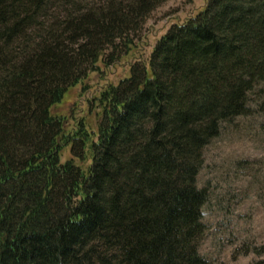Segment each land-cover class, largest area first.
<instances>
[{
  "label": "trees",
  "instance_id": "trees-1",
  "mask_svg": "<svg viewBox=\"0 0 264 264\" xmlns=\"http://www.w3.org/2000/svg\"><path fill=\"white\" fill-rule=\"evenodd\" d=\"M166 1L0 0V264H208L197 176L264 83V0H207L146 61Z\"/></svg>",
  "mask_w": 264,
  "mask_h": 264
},
{
  "label": "rangeland",
  "instance_id": "rangeland-1",
  "mask_svg": "<svg viewBox=\"0 0 264 264\" xmlns=\"http://www.w3.org/2000/svg\"><path fill=\"white\" fill-rule=\"evenodd\" d=\"M206 2L167 0L155 9L137 34L142 59L148 60L170 27L202 11ZM126 62L106 70L105 80L116 82L127 76ZM106 81L98 82L95 76L88 85ZM83 101L77 89L57 112L69 115L84 107ZM248 107V115L222 124L219 136L203 151L197 187L206 189L208 201L202 210L205 233L198 251L208 264H264V83L249 93Z\"/></svg>",
  "mask_w": 264,
  "mask_h": 264
}]
</instances>
